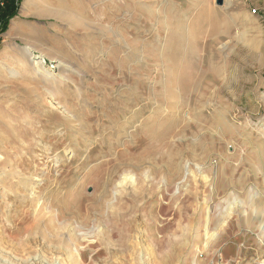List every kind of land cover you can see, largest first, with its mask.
<instances>
[{
  "label": "rangeland",
  "instance_id": "1",
  "mask_svg": "<svg viewBox=\"0 0 264 264\" xmlns=\"http://www.w3.org/2000/svg\"><path fill=\"white\" fill-rule=\"evenodd\" d=\"M27 1L0 24V264H264V0Z\"/></svg>",
  "mask_w": 264,
  "mask_h": 264
},
{
  "label": "bare ground",
  "instance_id": "2",
  "mask_svg": "<svg viewBox=\"0 0 264 264\" xmlns=\"http://www.w3.org/2000/svg\"><path fill=\"white\" fill-rule=\"evenodd\" d=\"M34 1L35 0H32V1H30V0H28L27 2H26V4L24 5L25 7H24V11L23 12H25V13H30L31 12V10H32V6H34ZM57 1V0H56ZM181 26H183V25H181ZM180 29H182V28H180ZM12 30L14 31L15 30V32L16 33H18L19 31H20V27H17V26H13V28H12ZM220 31V30H219ZM221 32V31H220ZM222 33V32H221ZM12 35V33L10 32V34H9V36H11ZM219 35V34H218ZM222 35V34H221ZM176 39V42H178L177 44L178 45H182V44H184V43H182L183 41H184V37H180V35H179V37H175ZM218 41H219V37L218 38H216ZM186 40V39H185ZM215 40V39H214ZM216 40V41H217ZM213 41V40H212ZM215 41V42H216ZM182 43V44H181ZM177 46V45H176ZM184 47V45H182V47H178L179 49L180 48H183ZM184 49V48H183ZM177 50V49H176ZM179 51V50H178ZM183 51V50H182ZM184 52H185V50H184ZM192 52H194L193 50H192ZM4 54H5V52H4ZM183 55H184V53H183ZM216 55V54H215ZM214 55V56H215ZM178 56V55H177ZM218 57V56H217ZM182 58V57H181ZM219 58V57H218ZM186 60V59H185ZM182 60H179V65H178V67H183L184 65H182ZM183 63H186V64H188L187 62H183ZM38 64H39V62L37 63V62H35V61H32V62H30L29 63V67H30V70H36L38 67ZM186 66V65H185ZM188 67V69H185V70H183L182 68V73H181V77H182V79L184 80V81H186V80H190V79H193L194 77H196L195 76V71L193 70H190V69H192L193 67H194V65H189V66H186V68ZM190 68V69H189ZM194 68H196V65H195V67ZM208 68V70H210V72H212V71H214L215 72V70H214V66H212L211 64L207 67ZM216 69V68H215ZM179 74V73H178ZM212 75V74H211ZM15 76V70L14 69H12V70H6L3 74H2V78H4V79H8V78H10V79H12L13 77ZM180 78V77H179ZM203 81H205L204 79H202ZM210 80V79H209ZM208 80V81H209ZM212 80V79H211ZM202 81V82H203ZM208 81H207V83H208ZM213 81V80H212ZM218 81V80H217ZM229 81V80H228ZM201 82V81H200ZM225 82V81H224ZM226 82H227V80H226ZM226 82L224 83V84H226ZM198 83V82H197ZM206 83V82H205ZM206 83V84H207ZM219 83V82H218ZM200 84H202V83H200ZM209 84V83H208ZM223 84V83H222ZM223 84V85H224ZM231 84V83H230ZM233 84V83H232ZM211 85V84H210ZM209 85V86H210ZM222 85V86H223ZM217 86H218V84H217ZM221 87V86H220ZM231 87V86H230ZM199 88V87H198ZM205 88V87H204ZM213 88V87H212ZM218 88V87H217ZM223 88V87H222ZM193 89V88H192ZM196 89V88H195ZM200 89V88H199ZM209 89V88H208ZM216 89V88H215ZM193 91V90H192ZM199 91V90H198ZM204 91V90H203ZM225 91H227L226 89H225ZM195 92V91H194ZM207 92V91H206ZM209 92V91H208ZM204 93V92H203ZM215 94V93H214ZM221 94V93H220ZM211 95V94H210ZM213 98V97H212ZM159 245L161 246V247H163V248H167L168 247V245H169V241H162V242H160L159 243Z\"/></svg>",
  "mask_w": 264,
  "mask_h": 264
},
{
  "label": "trees",
  "instance_id": "3",
  "mask_svg": "<svg viewBox=\"0 0 264 264\" xmlns=\"http://www.w3.org/2000/svg\"><path fill=\"white\" fill-rule=\"evenodd\" d=\"M16 0H0V24L1 30H7V24L10 19L15 17L16 11Z\"/></svg>",
  "mask_w": 264,
  "mask_h": 264
},
{
  "label": "water",
  "instance_id": "4",
  "mask_svg": "<svg viewBox=\"0 0 264 264\" xmlns=\"http://www.w3.org/2000/svg\"><path fill=\"white\" fill-rule=\"evenodd\" d=\"M222 1L223 0H217L218 5H221L222 4Z\"/></svg>",
  "mask_w": 264,
  "mask_h": 264
}]
</instances>
